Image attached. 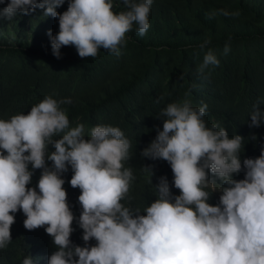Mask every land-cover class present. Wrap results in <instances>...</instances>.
<instances>
[{"label":"clouds","instance_id":"1","mask_svg":"<svg viewBox=\"0 0 264 264\" xmlns=\"http://www.w3.org/2000/svg\"><path fill=\"white\" fill-rule=\"evenodd\" d=\"M64 3L9 0L0 18L11 20L18 12L27 15L37 8L46 17L58 18V34L48 33L57 59L66 46H74L81 58H94L101 48L119 56L134 25L140 36L150 27L153 0H123L127 10L118 14L113 0H69L67 11L60 14L56 9ZM210 43L204 41L200 47ZM224 51H230L228 43ZM219 63L209 49L198 71ZM71 102L45 96L27 115L0 119V249L12 241L14 214L22 211L25 229L47 226L45 232L57 249L48 264H264V151L258 158L245 159V178L234 180L232 174L241 170L244 139L229 138L216 124L207 127V104L194 108L189 99L168 104L161 112L163 130L141 155L170 164L180 195L172 196L167 179L161 177L155 186L158 198L141 215L139 209L134 213L121 203L135 179L133 169L124 166L129 139L112 126H95L85 139L84 125L70 128L60 107ZM250 116L252 127L264 121L259 103ZM49 145L54 152H47ZM29 165L42 169L38 191L27 187L33 176ZM68 166L73 172L70 185L81 193L78 225L84 247L70 240L75 217L61 178ZM143 169L153 175L150 168ZM209 171L225 185L217 206L207 202L217 185L209 181ZM92 239L96 245L87 246ZM22 264H33V259L28 255Z\"/></svg>","mask_w":264,"mask_h":264},{"label":"trees","instance_id":"2","mask_svg":"<svg viewBox=\"0 0 264 264\" xmlns=\"http://www.w3.org/2000/svg\"><path fill=\"white\" fill-rule=\"evenodd\" d=\"M8 2L0 3V10ZM113 3L117 14L127 10L123 0ZM68 4L65 0L56 11L62 14ZM148 19L150 27L144 36L136 32L135 25L126 33L119 56L101 48L96 57L81 58L74 46H66L57 59L48 33L58 34V18L44 16L39 8L27 15L18 12L11 20L0 18V119L27 115L45 96H52L57 101L71 99L60 107L70 128L84 125L85 139L95 126L120 128L131 143L124 166L131 167L135 177L121 203L134 213L139 209L141 215L158 198L155 186L161 177L167 179L172 196L180 195L170 164L141 155L158 130H163L161 112L168 104L184 99L194 108L207 104L203 117L207 127L216 124L227 130L229 138L239 135L244 139L241 170L232 174L234 180L245 178V159L258 158L264 151V121L252 127L250 116L258 103L264 113V0H153ZM207 40L211 43L202 49L200 45ZM226 43L230 46L227 54ZM209 49L219 66L209 65L200 73ZM54 151L49 145L47 152ZM45 159L52 167L47 156ZM29 170L33 176L27 187L38 191L42 169L33 170L29 165ZM72 175L70 166L61 175L75 217L70 240L84 247L83 230L78 225L81 193L71 187ZM208 179L217 185L207 202L217 206L225 185L210 171ZM14 216L12 241L0 249V264H22L28 255L33 264H48L57 249L45 232L47 226L29 231L24 227L23 212ZM96 243L92 239L87 246Z\"/></svg>","mask_w":264,"mask_h":264}]
</instances>
